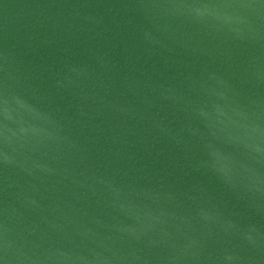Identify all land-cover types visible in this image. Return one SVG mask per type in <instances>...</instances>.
Returning <instances> with one entry per match:
<instances>
[{
    "label": "water",
    "instance_id": "obj_1",
    "mask_svg": "<svg viewBox=\"0 0 264 264\" xmlns=\"http://www.w3.org/2000/svg\"><path fill=\"white\" fill-rule=\"evenodd\" d=\"M0 264H264V0H0Z\"/></svg>",
    "mask_w": 264,
    "mask_h": 264
}]
</instances>
